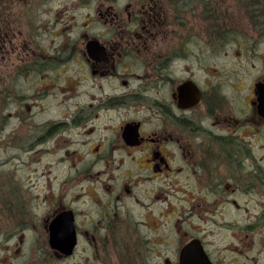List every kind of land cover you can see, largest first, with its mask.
<instances>
[{
  "label": "flooded vegetation",
  "instance_id": "1",
  "mask_svg": "<svg viewBox=\"0 0 264 264\" xmlns=\"http://www.w3.org/2000/svg\"><path fill=\"white\" fill-rule=\"evenodd\" d=\"M225 1L0 0V264H264V0Z\"/></svg>",
  "mask_w": 264,
  "mask_h": 264
},
{
  "label": "rangeland",
  "instance_id": "2",
  "mask_svg": "<svg viewBox=\"0 0 264 264\" xmlns=\"http://www.w3.org/2000/svg\"><path fill=\"white\" fill-rule=\"evenodd\" d=\"M225 4H227V5H231L232 4V6H233L232 8L238 7V4L241 5L238 0H226ZM246 10H248L250 12L251 9H246ZM245 13H247V11H245L244 14ZM248 18H250V17H247V14H245V20H247V24L250 25L249 22H248ZM3 155H4V153H1V151H0V176L3 178L4 171H6V170L15 171L16 179H18L19 180V184H21L20 181H22L25 178L26 174H27V171L24 170L25 169L26 159H24V158L16 159L15 162H14V165L13 166H9V163L6 162V160H5L6 158ZM6 181L7 180L5 179L2 182L5 183ZM13 186H14V184L12 185V187ZM1 188H2V185H1V181H0V200L10 196V195L4 193V191ZM5 191L7 192L8 190L5 189ZM1 193H2V195H1ZM3 195H4V198H2ZM4 201L6 202L7 198L4 199Z\"/></svg>",
  "mask_w": 264,
  "mask_h": 264
},
{
  "label": "water",
  "instance_id": "3",
  "mask_svg": "<svg viewBox=\"0 0 264 264\" xmlns=\"http://www.w3.org/2000/svg\"><path fill=\"white\" fill-rule=\"evenodd\" d=\"M54 240H55V238H52L51 239V241H54ZM59 246H60L59 247L60 250L62 249L63 252H66L67 253V246L65 245L64 241H62Z\"/></svg>",
  "mask_w": 264,
  "mask_h": 264
}]
</instances>
